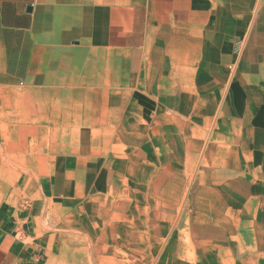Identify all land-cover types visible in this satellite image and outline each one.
<instances>
[{
    "label": "crops",
    "instance_id": "obj_1",
    "mask_svg": "<svg viewBox=\"0 0 264 264\" xmlns=\"http://www.w3.org/2000/svg\"><path fill=\"white\" fill-rule=\"evenodd\" d=\"M236 61L229 79L228 66ZM74 64L87 71L85 82L95 97L114 100L112 127L125 103L136 114L154 112L155 103L161 106L158 120L161 111L182 119L153 124L134 151L147 162L160 156L168 178L170 150L177 146L170 129L182 122L188 135L184 152L193 158L190 172L198 180L194 201L189 189L176 193L174 201L181 210L191 206L190 234L218 255L219 264H264V0H0V91L36 82L46 88L59 81L60 67ZM56 114L44 119L46 126L30 130L51 142L62 140L70 120ZM209 119L214 125L209 139L205 133H199L203 140L196 138L193 130L206 132ZM206 140L213 141L209 147ZM21 146L20 154H26ZM114 152L103 150L102 157L115 158ZM29 155L36 160L39 151ZM87 159L83 173L68 169L60 177L57 165L52 174L40 172L42 204L0 207V264H87L89 228L104 242L126 236L122 221L128 210L115 197L100 208L101 225L93 214L99 205L87 213L88 204L71 201L105 195L97 188L102 160ZM14 168L0 150V179ZM159 210H169L168 204ZM215 219L248 224L256 234L243 241L211 239L220 234ZM159 221L157 230L164 226ZM227 241L230 248L224 247ZM170 243L175 249V238ZM175 252L163 251L164 264L184 258Z\"/></svg>",
    "mask_w": 264,
    "mask_h": 264
},
{
    "label": "rangeland",
    "instance_id": "obj_2",
    "mask_svg": "<svg viewBox=\"0 0 264 264\" xmlns=\"http://www.w3.org/2000/svg\"><path fill=\"white\" fill-rule=\"evenodd\" d=\"M245 38L238 44V60L245 46ZM80 64L82 66L81 61ZM236 65L237 61L228 66L229 79L235 73ZM81 66L74 64L69 69L60 67L59 74L55 75L59 81L56 84L48 82L45 84L46 88L40 87L36 82L29 86L0 91V150L5 164L11 163L15 167L11 170L14 173H3L5 177L0 179V207L8 206L17 210L28 209L32 204H42L44 201L40 199L39 174H52L56 165L59 167L60 177L68 169L77 174L83 173L86 165L91 163L85 161L87 158H101L99 167H103L97 188L105 195L95 193L84 195L80 197L81 200L79 198L71 201L88 204L84 207L87 213H91L94 205H99L93 210L99 225L102 223L99 218L102 213L100 208L113 197L128 210L129 216L122 221L126 224V236H123L120 242H104L99 234H92L89 228L86 240L89 239L88 243H92V247L89 248L87 264H157L160 261V264H164L166 260H161L162 253L174 238L178 247L175 253H178L179 258L180 255L191 257L186 258L188 262L182 263L181 259H175L172 264H219L220 259L216 257L218 255L211 254L208 247H205L203 242L196 241L188 230L187 214L190 204L181 210L182 204L177 208L174 201L176 193L188 189L192 191L194 201L198 180L196 173L190 172L193 170L194 160L184 152L182 139L188 135L182 128L183 123L181 122L175 130L170 129L173 137L177 138V146L175 150H170L173 167L169 169L168 178L163 177V168L165 169L166 165L161 162L160 156L155 157L157 161L147 162L140 153L134 151L136 146L145 141V135L153 124L172 120L178 124L180 118L176 121L161 111L158 120L156 114L160 105L154 102L157 106L154 112L141 110L142 113L138 114L133 113L131 107H128L129 104L125 103L120 109L118 121L112 127L116 119L114 100H105L93 95L90 85L85 82L88 80L87 71ZM52 77L54 76H48L47 80ZM162 104L165 106L168 102L163 101ZM26 111L30 113H23ZM56 112V116L65 115L70 120L66 136L62 140L58 138L56 142H51L47 138L39 137L36 131L33 133L30 130L33 126H46L44 119L49 118L50 114L54 116ZM209 122L206 132L203 128L205 124L197 123L203 130H193L196 138L203 140L199 133H205L209 139L214 126L210 119ZM21 135L24 140L20 139ZM212 142L203 141L207 147ZM22 144L28 150L26 154H20L23 151ZM103 150H114L115 158L106 161L105 157H102ZM31 151H39L36 160H31ZM19 166L25 170H18ZM91 191H94L93 188ZM166 204L169 210L158 211L160 206ZM38 214L42 218L45 213L40 210ZM46 216L48 217V214ZM157 220H160L159 224L164 221L165 227L161 225L157 230ZM80 230L86 231V227H80ZM216 230L217 235L220 233L219 236L212 235L211 239L222 237L226 240L243 241L256 234L252 226L234 220L220 222ZM230 244L225 243L224 247L230 248Z\"/></svg>",
    "mask_w": 264,
    "mask_h": 264
},
{
    "label": "bare ground",
    "instance_id": "obj_3",
    "mask_svg": "<svg viewBox=\"0 0 264 264\" xmlns=\"http://www.w3.org/2000/svg\"><path fill=\"white\" fill-rule=\"evenodd\" d=\"M11 166V165H10ZM214 213H218V212H216V211H214ZM220 220H218V219H215L214 220V223H217L218 225L220 224V222H219ZM177 245H175V249H176V251H177ZM175 249H174V245H172V243H168V245H167V247H166V249H165V254L167 253V254H169L170 256H172V255H174V251H175ZM170 250V251H169ZM177 254V253H176ZM184 260H186V257H184L181 261H182V263L184 262ZM163 263V262H162ZM181 263V264H182ZM178 264V263H177ZM185 264H187V263H185ZM204 264V263H203Z\"/></svg>",
    "mask_w": 264,
    "mask_h": 264
},
{
    "label": "water",
    "instance_id": "obj_4",
    "mask_svg": "<svg viewBox=\"0 0 264 264\" xmlns=\"http://www.w3.org/2000/svg\"><path fill=\"white\" fill-rule=\"evenodd\" d=\"M29 10V9H28Z\"/></svg>",
    "mask_w": 264,
    "mask_h": 264
}]
</instances>
